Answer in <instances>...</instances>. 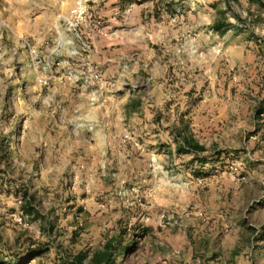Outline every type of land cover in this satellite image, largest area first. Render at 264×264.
<instances>
[{
    "label": "rangeland",
    "instance_id": "obj_1",
    "mask_svg": "<svg viewBox=\"0 0 264 264\" xmlns=\"http://www.w3.org/2000/svg\"><path fill=\"white\" fill-rule=\"evenodd\" d=\"M74 1L0 4L13 32L0 23V264H67L69 254L108 239L113 264H264V132H256L257 99L245 115L226 99L225 54L231 36H264V9L253 0L233 10L224 0H149L153 27L178 29L183 43L205 37L197 54L206 53L199 65L210 73L208 99L202 87L168 106L151 92L155 62L133 74L121 65L115 80L91 61L113 82L96 102L88 88L59 79L64 68L48 86L38 82L28 51L14 52L18 37L47 54L57 45L58 11ZM217 20L232 24L220 33L211 28ZM74 107L93 128L78 127ZM181 120L202 137L197 158L175 152ZM27 194L36 216L21 209Z\"/></svg>",
    "mask_w": 264,
    "mask_h": 264
},
{
    "label": "crops",
    "instance_id": "obj_2",
    "mask_svg": "<svg viewBox=\"0 0 264 264\" xmlns=\"http://www.w3.org/2000/svg\"><path fill=\"white\" fill-rule=\"evenodd\" d=\"M17 1L1 0L0 4L3 5L2 8L9 9L13 7L11 3H17ZM45 1H47L46 3L55 2V0ZM135 1L87 0L93 12L103 18L105 25V34L97 37L94 41L95 51L91 57L92 63L102 71L104 77L117 78L115 80H118L121 74V65L127 61V57H131V60L128 61V74L136 72L140 67V62L143 65H152L155 62L158 67L154 65L155 67L147 69L149 75L147 78L151 79V92L155 97L172 101L169 103L165 100L164 105H179L184 102L185 98H191L194 92H198L202 87H206L204 93L205 98L208 99L211 84L208 79L210 73L202 74L201 67L204 68L205 63L199 65V56L205 60L206 53L202 55V50H200V54L189 55L187 45L180 54L177 53L176 49L182 43L184 35H178L176 28L174 31L173 28L165 25L158 26L159 23H155L156 26L153 27V16L147 15L151 8L149 0L140 3ZM123 9H126L127 13L124 14ZM2 16L7 18V12L0 10V17ZM174 19L177 20V17H165V24L168 20ZM148 21L151 23L150 30L146 27ZM159 27L160 29L164 28L165 35H159L156 32ZM238 37H241L240 42L236 41ZM255 37L257 38H253L251 35H235L233 38L231 36L227 46L225 45V54L229 55L227 58L228 73L231 75L227 80L226 99L230 105L236 107L237 113H244V115L247 113L248 106L256 99V106H258L264 98V36L255 35ZM204 38L196 35L197 43H195L198 50L203 45ZM209 39L208 36V41ZM135 77L137 76L135 75ZM145 101L149 102V105L159 104V101L152 99ZM170 112L173 113L171 109H168L167 113ZM259 123L261 125H259L257 133L263 136L264 113ZM193 132H195L194 138L201 143L198 139H202V137H199L194 129ZM260 159L261 165H264V151ZM257 180L259 181V179ZM260 180L262 182L264 177ZM262 183L264 184V181ZM262 223H264V219ZM239 257L243 258L244 255L240 254Z\"/></svg>",
    "mask_w": 264,
    "mask_h": 264
},
{
    "label": "built area",
    "instance_id": "obj_3",
    "mask_svg": "<svg viewBox=\"0 0 264 264\" xmlns=\"http://www.w3.org/2000/svg\"><path fill=\"white\" fill-rule=\"evenodd\" d=\"M59 6L62 1H59ZM124 14L127 13L123 9ZM57 24H55V35H58L57 45L49 49L47 54H41L38 47L30 43L24 37H18L20 45L14 48L17 52L19 48L28 51L31 63L36 71V78L42 86H48L58 74L56 70L64 68V72L59 77L63 83H79L84 89L90 90L91 102H96L98 94L102 93L104 87L112 85L113 82L103 79L101 72L92 65L91 56L95 51L94 41L97 37L105 34L104 20L89 7L87 0H75L65 11L57 13ZM0 23L12 32L8 20L0 19ZM188 46V54L198 53V47L194 41L181 43L177 53H181L185 46ZM122 64V72L129 69L131 57L126 58ZM74 120L78 127L86 126L93 128L94 123L87 121L77 107L72 109Z\"/></svg>",
    "mask_w": 264,
    "mask_h": 264
},
{
    "label": "trees",
    "instance_id": "obj_4",
    "mask_svg": "<svg viewBox=\"0 0 264 264\" xmlns=\"http://www.w3.org/2000/svg\"><path fill=\"white\" fill-rule=\"evenodd\" d=\"M239 0H224V3L227 8L233 10L234 3H237ZM256 1L260 7L264 9L263 0H253ZM234 15L239 18L237 13ZM241 22L245 28L248 24L246 23V18H242ZM232 23H221L219 20L213 22L212 29L223 33L229 25ZM264 113V98L261 100L259 105L256 107L254 112V117L257 121L262 119ZM173 138L175 142V152L178 154H192L197 158L198 154L206 151V147L197 141L192 132L189 129L188 123L181 120L179 125L173 126ZM259 128L256 129L258 132ZM201 163H206L204 159L200 160ZM25 201L21 207L22 211L29 216H36L37 211L32 205L33 197L30 194L25 195ZM114 250L113 240L108 239L104 242L103 246L100 249L94 250L92 253H87L84 251H79L77 253L69 254L67 257V264H113L114 263Z\"/></svg>",
    "mask_w": 264,
    "mask_h": 264
}]
</instances>
